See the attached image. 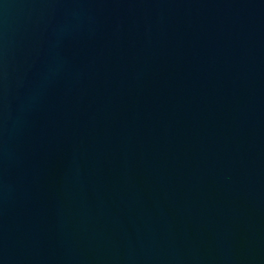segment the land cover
Listing matches in <instances>:
<instances>
[{"label": "water", "instance_id": "95a60500", "mask_svg": "<svg viewBox=\"0 0 264 264\" xmlns=\"http://www.w3.org/2000/svg\"><path fill=\"white\" fill-rule=\"evenodd\" d=\"M0 264H264V0H0Z\"/></svg>", "mask_w": 264, "mask_h": 264}]
</instances>
